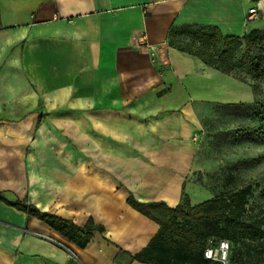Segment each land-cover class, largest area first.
Instances as JSON below:
<instances>
[{
    "label": "crops",
    "instance_id": "0c3cea01",
    "mask_svg": "<svg viewBox=\"0 0 264 264\" xmlns=\"http://www.w3.org/2000/svg\"><path fill=\"white\" fill-rule=\"evenodd\" d=\"M186 25L242 36L264 28V0H0V192L105 229L82 248L0 201V264H147L133 255L159 224L127 197L209 198L193 177L201 112L229 86L251 93L169 45Z\"/></svg>",
    "mask_w": 264,
    "mask_h": 264
},
{
    "label": "trees",
    "instance_id": "16d2710c",
    "mask_svg": "<svg viewBox=\"0 0 264 264\" xmlns=\"http://www.w3.org/2000/svg\"><path fill=\"white\" fill-rule=\"evenodd\" d=\"M177 32L178 27L170 29V46L195 55L205 65L242 82L264 83V28H252L242 36L223 34L217 27L200 25H186ZM180 34L188 40L182 39ZM219 105L227 112L237 114L252 104L239 101ZM259 109L264 111V104ZM237 137L240 141L259 140L253 131L241 132ZM233 167L229 166L228 169ZM230 173H227L228 181H231ZM251 192L248 184L213 195L194 205L185 197L175 206H168L162 200L139 202L130 194L127 197L129 206L159 224L155 236L133 258L147 264H220L204 256L207 241L214 239L228 240L229 264H244L239 256H231V248L241 242L259 243L264 234L263 221L259 216L244 217ZM0 201L43 220L82 248L91 240V231L103 233L105 230L102 225L94 224L91 218L84 227H80L72 220L39 211L27 199L11 201L0 192Z\"/></svg>",
    "mask_w": 264,
    "mask_h": 264
},
{
    "label": "rangeland",
    "instance_id": "374dc122",
    "mask_svg": "<svg viewBox=\"0 0 264 264\" xmlns=\"http://www.w3.org/2000/svg\"><path fill=\"white\" fill-rule=\"evenodd\" d=\"M253 20L258 21L257 18L247 21ZM241 86L251 93V99L245 94L244 100L241 99V88L229 86L230 92L237 91L236 95L227 96L229 100L209 102L201 112L199 127L192 140L196 142V156L204 167L193 177L204 191L202 199L249 184L252 192L244 217L259 216L264 232V111L259 109L264 104V83L243 82ZM239 101L252 105L237 114L227 112L219 105ZM245 131H253L259 140H237L238 134ZM229 166L234 167L229 170ZM229 171L231 181L227 180ZM230 254L239 256L244 264H264V234L259 243L235 244Z\"/></svg>",
    "mask_w": 264,
    "mask_h": 264
},
{
    "label": "built area",
    "instance_id": "2783aa9c",
    "mask_svg": "<svg viewBox=\"0 0 264 264\" xmlns=\"http://www.w3.org/2000/svg\"><path fill=\"white\" fill-rule=\"evenodd\" d=\"M258 18L257 7H252L248 10V15L246 19H255ZM136 42L138 46H146L145 36L137 35ZM204 251V256L208 260L214 262L217 261L220 264H229L228 261V253H229V242L228 240H214L209 239L207 241L206 247Z\"/></svg>",
    "mask_w": 264,
    "mask_h": 264
}]
</instances>
